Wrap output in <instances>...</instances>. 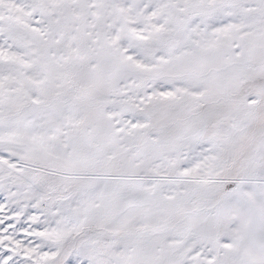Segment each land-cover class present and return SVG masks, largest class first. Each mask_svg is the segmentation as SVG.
Masks as SVG:
<instances>
[{
  "label": "snow or ice",
  "instance_id": "snow-or-ice-1",
  "mask_svg": "<svg viewBox=\"0 0 264 264\" xmlns=\"http://www.w3.org/2000/svg\"><path fill=\"white\" fill-rule=\"evenodd\" d=\"M0 264H264V0H0Z\"/></svg>",
  "mask_w": 264,
  "mask_h": 264
}]
</instances>
